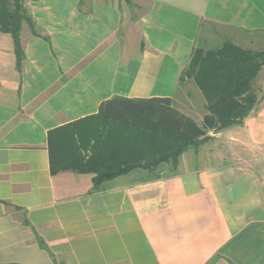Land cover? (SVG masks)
<instances>
[{"label": "crops", "instance_id": "1", "mask_svg": "<svg viewBox=\"0 0 264 264\" xmlns=\"http://www.w3.org/2000/svg\"><path fill=\"white\" fill-rule=\"evenodd\" d=\"M26 5L21 62L0 30V264H264V163L251 145H264V100L231 126L242 135L210 130L176 169L97 188L91 173L53 174L48 145L51 129L115 95L175 100L199 47L264 48V0Z\"/></svg>", "mask_w": 264, "mask_h": 264}, {"label": "trees", "instance_id": "2", "mask_svg": "<svg viewBox=\"0 0 264 264\" xmlns=\"http://www.w3.org/2000/svg\"><path fill=\"white\" fill-rule=\"evenodd\" d=\"M27 1L0 0V30L13 36L19 62L24 55L23 24L34 31ZM263 66L264 50L245 49L231 41L217 49L197 48L188 73L206 98L208 112L202 125L171 97L115 95L102 102L98 113L49 131L51 172L91 173L97 188L138 167L153 171L168 162L174 170L191 145L211 138L208 130L244 123L259 102L252 86Z\"/></svg>", "mask_w": 264, "mask_h": 264}, {"label": "rangeland", "instance_id": "3", "mask_svg": "<svg viewBox=\"0 0 264 264\" xmlns=\"http://www.w3.org/2000/svg\"><path fill=\"white\" fill-rule=\"evenodd\" d=\"M239 46H241V45H239ZM241 47H243V46H241ZM199 48H201V49H203L205 51L206 50H211V49H205V48H202V47H199ZM243 48L249 49V50H253V51L264 50V48H260V49H252V48H247V47H243ZM215 49H217V48H215ZM194 51H193V53H194ZM191 59H192V57H191ZM190 62H191V60H190ZM189 64L183 70V72L181 74V83H180V86H179L178 94H177V97L175 98V100L174 99L173 100H174L175 105L177 107H179V109H182L183 111L189 113L190 116L195 118L196 121L199 124L202 125L203 124V120H204V116L208 112L207 111V107H206V98L204 97L200 87L198 86L193 74L192 73H188ZM197 88H199V90L201 91L202 95L199 94V91H198ZM252 89L256 93L259 102L263 101L264 100V72L261 73L260 77L255 79V81L253 83V86H252ZM189 91H192V92L194 91L192 96H188L187 95V93ZM204 101H205V108H204V105H203ZM259 102H258V104H259ZM258 104H257V106H258ZM232 128L233 127H231V129L230 128H228L226 130L224 129L223 133L225 135L226 134H231V133H236L238 135H242L241 132H239V131H241L240 129L238 131L237 129H235V128L232 129ZM209 131L210 130H208V132ZM198 145L197 144L196 145H191L188 149L197 147ZM251 145H253V147L255 149L254 151L257 154L256 156L257 157L258 156L263 157L262 158L263 160L261 159V161H263V163H264V145H258L256 143H254V144L252 143ZM254 161H256V159ZM162 163H168V162H162ZM178 164H179V162H178ZM168 165L170 166V168H172V165L170 163H168Z\"/></svg>", "mask_w": 264, "mask_h": 264}]
</instances>
